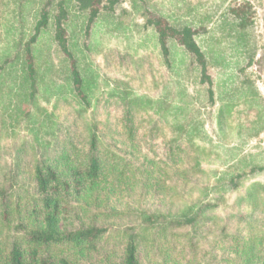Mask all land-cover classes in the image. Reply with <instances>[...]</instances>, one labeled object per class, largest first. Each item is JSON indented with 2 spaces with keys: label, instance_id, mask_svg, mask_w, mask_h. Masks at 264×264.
<instances>
[{
  "label": "rangeland",
  "instance_id": "1",
  "mask_svg": "<svg viewBox=\"0 0 264 264\" xmlns=\"http://www.w3.org/2000/svg\"><path fill=\"white\" fill-rule=\"evenodd\" d=\"M25 1L0 0V36ZM143 1L170 22L198 29L214 103L180 48L172 69L163 63L150 29L142 28ZM244 1L251 4L252 25L235 36L221 28V19L229 5ZM117 13L114 28L98 24L87 36L77 29L79 45L90 44L79 54L80 65L96 77L86 109L69 91H47L51 80L59 92L68 90L51 29L39 38L36 99L22 101L17 80L0 83V93L9 94L0 96V211L20 206L24 213L39 203L37 168L56 166L62 154L84 164L96 157L99 201L85 211L84 200L66 195L62 217L68 229H76L92 222L94 210L97 224L108 229L98 250L77 256L74 264H123L125 235L142 233L146 225L138 217L142 211L154 215L155 226L140 236L139 264H264V0H121ZM80 20L73 18L77 28ZM248 49L255 52L250 65ZM158 100L166 105L159 108ZM240 160L262 169L249 173L248 165L240 171ZM231 172L246 175L237 177L236 188L222 189L218 180ZM253 183L260 186L248 198ZM193 206L203 209L197 222H169ZM27 223L20 215L4 228L0 223V245L8 246ZM248 231L260 238L251 257L241 250ZM49 249L70 256L66 246Z\"/></svg>",
  "mask_w": 264,
  "mask_h": 264
},
{
  "label": "trees",
  "instance_id": "2",
  "mask_svg": "<svg viewBox=\"0 0 264 264\" xmlns=\"http://www.w3.org/2000/svg\"><path fill=\"white\" fill-rule=\"evenodd\" d=\"M25 2L24 8L22 7L18 12L14 11L10 19L7 20L6 31L3 29L4 35L0 36V83L4 84L9 79L17 80L19 83L17 93L21 100L32 103L36 99L39 82L38 61L40 53H43L39 38L43 32L51 29L52 39L62 56L61 68L64 72L65 88L67 87L68 90L59 92L61 86L51 80L47 91L51 95L69 91L86 109L89 106V93L96 84V77L93 70L80 65L79 54L83 53V50L89 49L90 44L85 45L86 48L79 45L77 29L87 36L92 34V30L98 24L114 28V24L118 22L116 20L118 18L117 8L121 0H26ZM142 7L145 20L142 28L150 29L163 63L172 69L177 61L175 56H178L176 48H180L182 55H187L192 64L197 67L199 82L208 85L207 97L211 103H214V91L212 79L208 73L207 56L196 40L198 29L189 24L170 22L166 17L150 10L146 1H143ZM251 9V4L248 1L229 5L221 19V28L227 27L230 33L235 36H239L241 33L244 36L252 25L251 13L253 12ZM27 11L31 12L33 22L31 30L25 23L27 21L25 12ZM74 12L76 14L74 17L81 18L78 28L77 24L72 22L74 17H71V14ZM108 32L110 31L108 30ZM151 34L148 37L151 38ZM241 44L244 45V43ZM246 54L247 65H250L255 52L248 49ZM178 61L183 63L180 59ZM17 65H19L18 68ZM12 74L18 79L11 77ZM2 94L7 93H0V96ZM179 96L181 101H184L183 95ZM183 104V109H185L186 104L184 102ZM158 105L161 108L166 105V102L158 100ZM177 108L179 109V107ZM174 114H176V110H174ZM45 115L49 118L48 113L45 112ZM55 163H57L56 166H49L45 170L37 168L35 171V182L42 195L39 197V203L28 210L24 209L25 214L20 206H17L19 208L17 210L13 208L1 210L2 228H4L3 224L6 220L9 222L11 218L19 215L25 216L28 223L22 226L23 229L20 233L12 237L8 246L0 245V264H74L77 256L96 252L105 238L108 228L97 224L95 218L99 213L94 210H91L93 213L90 217L92 222L76 229H68L65 225L66 217H62L63 210H66L68 206L66 195H73L77 200H84L82 206L87 207L85 211H89L88 204H97L96 202L100 198L97 195V185L100 183V160L90 157L86 164L73 163V159L68 154H62L58 160H55ZM250 164L252 163H244L240 160L237 169L244 171ZM249 169V173H254L261 170L262 167L250 165ZM229 174V177L218 180L217 184L222 189L236 188L237 182H239L237 177L243 178L246 172L234 176L233 172ZM257 186L260 184H251L250 188L253 192L249 194L248 198L254 197V193L259 188H256ZM260 188L264 191L263 185ZM4 197L5 193L0 191V198ZM16 204L20 205V201L17 200ZM200 214H203L202 207H188L181 215L170 217L169 222H176L177 225L192 224L200 219ZM138 217L146 225L142 228V233L133 232L125 235L123 264H139L140 236L144 234L148 225L155 226L154 215L142 211ZM158 221L157 219L155 222ZM233 238L235 239V237ZM258 239L260 238L248 231L247 240L246 237L244 239L245 245L241 247L242 252L251 257V252L256 249L254 246ZM58 245L66 246L70 250V256L64 253L55 255L50 251L51 246ZM247 259L250 260V258Z\"/></svg>",
  "mask_w": 264,
  "mask_h": 264
}]
</instances>
